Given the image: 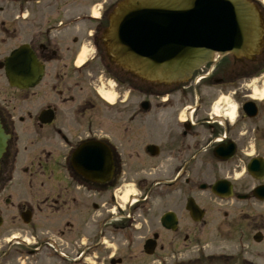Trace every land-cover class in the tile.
<instances>
[{
	"label": "flooded vegetation",
	"instance_id": "af4514ba",
	"mask_svg": "<svg viewBox=\"0 0 264 264\" xmlns=\"http://www.w3.org/2000/svg\"><path fill=\"white\" fill-rule=\"evenodd\" d=\"M121 1L0 0L1 187H36L0 198V264H264V0L258 53L179 84L111 61Z\"/></svg>",
	"mask_w": 264,
	"mask_h": 264
},
{
	"label": "water",
	"instance_id": "95a60500",
	"mask_svg": "<svg viewBox=\"0 0 264 264\" xmlns=\"http://www.w3.org/2000/svg\"><path fill=\"white\" fill-rule=\"evenodd\" d=\"M262 34L246 0H125L111 16L108 40L117 47L112 60L134 76L178 83L215 52L251 57L262 46ZM6 139L0 126V157Z\"/></svg>",
	"mask_w": 264,
	"mask_h": 264
},
{
	"label": "rangeland",
	"instance_id": "374dc122",
	"mask_svg": "<svg viewBox=\"0 0 264 264\" xmlns=\"http://www.w3.org/2000/svg\"><path fill=\"white\" fill-rule=\"evenodd\" d=\"M134 93L135 92H131L129 94L128 101H130L131 103H133V101L136 99V97L132 96V95H134ZM17 176H19L18 173H16V172L12 173V178L14 177V179H16ZM4 179H5V174L0 173V198L8 197V196L23 197V196L29 195V192H30L29 188H31L32 190L33 189L36 190L35 186L28 188V186L26 185L27 182L24 181L23 176L18 177L19 182H17L16 184H14V182L10 181V182H7L9 184L6 183L7 185H5L4 187H1V184H2ZM127 194H128V192H127ZM127 194L125 193V195H127ZM5 229H6V227L4 228V226L0 228V245H2V246H0L1 248L4 247L3 246V244L5 242V241H3L4 237L6 236V234L10 233L9 231H5ZM4 249H5V247L2 248V251ZM112 251H114V250H112ZM156 258H160V257H156V256L153 257V259L155 260L156 263H124V264H189V263H157ZM176 259H181V258L176 256Z\"/></svg>",
	"mask_w": 264,
	"mask_h": 264
},
{
	"label": "bare ground",
	"instance_id": "6f19581e",
	"mask_svg": "<svg viewBox=\"0 0 264 264\" xmlns=\"http://www.w3.org/2000/svg\"><path fill=\"white\" fill-rule=\"evenodd\" d=\"M127 192H128V191H127ZM126 194H127V193H126ZM126 196H127V195H125V197H124V198H126Z\"/></svg>",
	"mask_w": 264,
	"mask_h": 264
}]
</instances>
